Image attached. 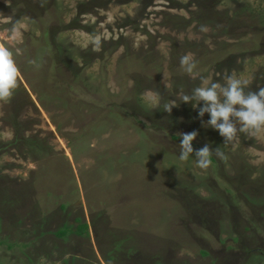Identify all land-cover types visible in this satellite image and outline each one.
Here are the masks:
<instances>
[{"label":"rangeland","instance_id":"374dc122","mask_svg":"<svg viewBox=\"0 0 264 264\" xmlns=\"http://www.w3.org/2000/svg\"><path fill=\"white\" fill-rule=\"evenodd\" d=\"M0 47V264H264V131L225 145L183 102L264 87V0H0ZM193 131L207 170L179 158Z\"/></svg>","mask_w":264,"mask_h":264},{"label":"clouds","instance_id":"9594fccd","mask_svg":"<svg viewBox=\"0 0 264 264\" xmlns=\"http://www.w3.org/2000/svg\"><path fill=\"white\" fill-rule=\"evenodd\" d=\"M180 65L189 74L196 69V62L190 55L182 56ZM18 80L19 70L13 54L9 49L0 47V101L11 98ZM249 85V80L237 76L235 72H226L222 84L202 79L201 86L194 88L191 95H185L183 102L198 109L203 126L218 131L227 145L237 138L238 132L259 134L264 131V87H258L257 91H246ZM175 106V102L167 104L165 111L170 114ZM206 114L209 118L204 121ZM198 135L196 131L181 133L179 158L187 161L194 157L197 166L207 170L212 164L213 154L220 158L224 154L220 148L213 150L208 145L195 149L193 142Z\"/></svg>","mask_w":264,"mask_h":264},{"label":"trees","instance_id":"16d2710c","mask_svg":"<svg viewBox=\"0 0 264 264\" xmlns=\"http://www.w3.org/2000/svg\"><path fill=\"white\" fill-rule=\"evenodd\" d=\"M21 12H23V11H21ZM24 13V12H23ZM57 31L58 30H55L54 31V33L55 34H53L52 35V37H51V43L54 45V46H56L57 47V40H58V36H57ZM59 49H60V47H58ZM64 207V206H63ZM88 229H89V226L87 225V224H85V225H82V226H80L79 227V229H78V234L81 236V235H83L86 231L88 232ZM70 234V231H67V230H61V231H59L56 235L58 236V237H60V238H64V237H66V236H68ZM203 252V251H202ZM204 253V252H203Z\"/></svg>","mask_w":264,"mask_h":264}]
</instances>
